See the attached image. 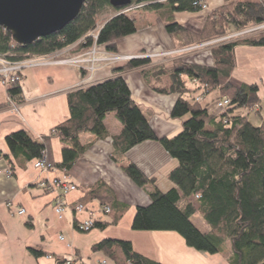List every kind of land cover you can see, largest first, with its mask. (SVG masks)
I'll use <instances>...</instances> for the list:
<instances>
[{
	"label": "trees",
	"instance_id": "16d2710c",
	"mask_svg": "<svg viewBox=\"0 0 264 264\" xmlns=\"http://www.w3.org/2000/svg\"><path fill=\"white\" fill-rule=\"evenodd\" d=\"M194 1H148L143 10H159L168 16L165 29L178 47L193 44L195 40L219 37L264 17V0H224L206 15L201 29L195 32L172 18L173 11H198ZM107 8L116 11L99 25L96 40L114 51L117 38L136 31L135 16L121 12L122 7L112 6L109 0H84L78 14L65 26L26 45L14 42L10 31L0 25V52H11L16 58L24 52H49L78 40L77 47H84L91 40L87 33L96 28L98 15ZM238 44L264 46V33L212 45L211 64L192 62L182 56L174 57L168 64H149V57H139L114 68L122 71L148 64L141 69L148 85L161 93L176 94L170 116L187 117L172 136L157 135L132 97L124 77L116 74L67 92L69 116L50 132L57 134L63 144L60 161L52 163L48 156L46 140L50 134L37 139L25 129H18L6 134L5 142L15 157L25 160L40 157L45 149L50 169L55 166L67 172L87 147L79 140V134L90 132L99 138L106 137L108 131L103 119L107 112L113 111L121 129L111 136L110 158L120 164L134 183L145 186L153 183L154 178L127 160L126 152L133 145L148 139L157 140L177 160L167 173L173 185L166 190L157 187L150 190V201L135 205L131 228L174 230L188 246L207 253L219 252L223 242L228 240L229 264H264V119L254 124L246 113H234L238 108L251 111L250 107L260 100L257 83L236 84L230 79L235 64L234 47ZM189 82H193L192 86ZM6 89L11 101L21 102L17 81L9 82ZM211 89H218L229 98L221 113H211L207 108L210 102L196 100V95L192 94L196 90L206 93ZM98 198L102 208L109 207V211L103 213L111 215L112 223L128 208L112 195ZM194 213H199L208 223L207 232L192 222ZM105 224L97 220L95 226ZM27 225L32 224L27 222ZM92 249L101 251L116 264H162L134 250L127 239L103 238L94 243ZM29 250L35 255L43 254L41 250Z\"/></svg>",
	"mask_w": 264,
	"mask_h": 264
},
{
	"label": "crops",
	"instance_id": "0c3cea01",
	"mask_svg": "<svg viewBox=\"0 0 264 264\" xmlns=\"http://www.w3.org/2000/svg\"><path fill=\"white\" fill-rule=\"evenodd\" d=\"M218 1L211 0L212 6ZM139 14L136 31L117 38L115 51L125 54L143 52L150 55L146 56L150 58L149 64H168L176 56L197 63L213 62L210 50L205 48L182 54L167 53L177 48V42L165 29L168 16L162 15L159 10H144ZM200 16L199 11L172 12L174 21L193 27L198 25ZM234 60L231 81L236 84L255 82L259 92H264L259 66L260 61L264 62V46L238 44L234 47ZM123 63L97 69L93 82L121 74L157 135L176 134L187 117L170 116L176 94L161 93L148 85L141 72L148 64L122 71L114 70ZM21 74L22 100L16 108L12 106L13 101H8L7 89L0 82V169L5 170L10 166L13 170L11 176L0 174V264H64L62 260L65 258L82 261L83 264H116L101 251L92 249L94 243L107 237L127 239L134 250L162 264H229L227 256L231 248L228 240L223 242L219 252L207 253L188 246L174 230L131 228L135 205L147 204L150 190L156 187L166 190L173 185L167 173L177 164V160L157 140L148 139L133 145L126 152L127 160L135 163L148 177L154 178L153 183L145 186L134 183L120 164L110 158L113 148L111 136L121 129V123L113 111L107 112L103 119L108 131L106 137L99 138L90 132L79 134V140L87 147L67 172L55 166L43 171L34 165V159L15 157L5 142L6 134L25 129L37 139L49 135L56 124L69 116L67 92L77 87L79 80V70L64 64L24 68ZM192 83L189 82V86ZM198 93L200 90L192 92L193 95ZM218 95V89H211L204 94L202 102H212ZM234 113H246L250 121L258 124L264 119V102L256 112L238 108ZM46 142L50 161H60L63 144L59 136L50 134ZM63 176L76 184V189L65 194L66 203L70 206L78 202L85 203L95 211L99 222H106L103 227L95 226L80 231L75 227V222L85 218L88 213L74 212L68 207L60 216L54 211L53 193L44 189L39 180ZM105 195H112L117 202L128 205L116 222H110L111 215L101 211L98 196ZM16 206L24 207L25 213L12 212ZM27 222L32 225L28 226ZM208 230L207 223L203 231ZM59 235L63 238H59ZM29 248L41 250L43 254L35 255ZM102 259L106 262L101 263Z\"/></svg>",
	"mask_w": 264,
	"mask_h": 264
},
{
	"label": "built area",
	"instance_id": "2783aa9c",
	"mask_svg": "<svg viewBox=\"0 0 264 264\" xmlns=\"http://www.w3.org/2000/svg\"><path fill=\"white\" fill-rule=\"evenodd\" d=\"M146 1H161V0H146ZM145 1H139L135 5L125 6L120 9L121 12H126L131 7L143 5ZM207 0H195L193 4L198 6L200 9L207 7ZM99 27V26H98ZM97 28L89 31L87 35L91 37L89 44L84 47H77V42L66 44L59 48H56L49 52L44 53H34V52H24L18 57H12L11 52H0V82L3 86L7 87L8 83L11 81H17L21 89V71L24 68H33L38 66L46 65H71L79 70V80L77 87L86 86L94 81L95 71L104 66H116L120 63L126 62L132 58L146 57L150 56L148 54L138 53V54H125L118 51L108 50L104 48L103 45L97 42ZM264 33V17L261 21L255 22L236 30L230 31L221 37H216L210 39L201 44L188 45L180 48H176L167 52L169 54L176 53L182 54L183 52L196 49L201 45H206L209 43L217 41H225L227 39L236 40V38H244L247 36ZM204 92L200 90V93L196 95V100L202 101L204 99ZM8 101H10L8 97ZM264 102V92L260 94V100L254 103L250 110L258 109L261 103ZM229 103V98L226 95H218L212 102L207 106L211 113L218 114L225 110L227 104ZM13 108L17 107V103L12 102ZM53 131V130H52ZM34 165L43 171L50 170V164L47 159V151L44 149L40 157L34 159ZM0 174H5L6 176L13 175V170L9 166L5 170L0 169ZM39 184L44 187L47 191L53 193V207L55 212L60 216L65 208H70L74 212L85 211L87 216L83 219L77 220L75 222V227L80 231H87L95 227V223L98 220L93 209L87 207L83 202L75 203L70 206L65 201V194L71 190L76 189V184L67 180L66 177H53L51 179H41ZM11 204H9L10 206ZM102 212H108L109 207L103 206L101 208ZM18 214H24L25 208L22 206H16L13 211ZM59 238H63L59 235ZM106 260L102 259L101 263H105ZM62 263L64 264H83L82 261H76L71 258H65ZM128 264H132L128 262Z\"/></svg>",
	"mask_w": 264,
	"mask_h": 264
},
{
	"label": "water",
	"instance_id": "95a60500",
	"mask_svg": "<svg viewBox=\"0 0 264 264\" xmlns=\"http://www.w3.org/2000/svg\"><path fill=\"white\" fill-rule=\"evenodd\" d=\"M131 0H109L114 7ZM84 0H0V25L14 42L26 45L61 29L80 11Z\"/></svg>",
	"mask_w": 264,
	"mask_h": 264
},
{
	"label": "rangeland",
	"instance_id": "374dc122",
	"mask_svg": "<svg viewBox=\"0 0 264 264\" xmlns=\"http://www.w3.org/2000/svg\"><path fill=\"white\" fill-rule=\"evenodd\" d=\"M145 2L143 3V5H140V6H135V7H131L129 10H127L126 12L127 13H131V14H133L134 16H135V19H136V22L138 23L139 21H140V12H143L144 10V5L145 4H147V3H149L148 1H146V0H144ZM166 0H161V2H165ZM224 0H219L214 6H212V4H211V0H207V7L206 8H202V9H200L199 8V12H200V14H201V16L199 17L200 19H199V23H198V25L196 26V27H193L192 25H184V24H182V25H184L186 28H188V29H190V30H192V31H199L200 29H201V27H202V25H203V22H204V19H205V17H206V15L208 14V13H210V12H212L213 10H214V8L215 7H217L218 5H220L222 2H223ZM137 3V1L135 2H132V1H130V3L129 4H126V5H122L121 7H125V6H132V5H135ZM116 11V10H115ZM115 11L113 10V9H111V8H107L104 12H102V13H100L99 15H98V17H97V19H98V25L96 26V28L101 24V22H103V20L104 19H107L108 17H110L112 14H114L115 13ZM233 30H236V29H233ZM233 30H230V31H233ZM230 31H228V32H230ZM227 32V33H228ZM227 33H225V34H227ZM224 35V34H223ZM254 35V34H253ZM222 36V35H221ZM221 36H219V37H221ZM252 36V35H251ZM214 38H216V37H214ZM214 38H210V39H214ZM210 39H206V40H203V41H199V42H195V41H197V40H195L194 41V43L193 44H190V45H194V44H201L202 42H206V41H208V40H210ZM241 38H236V40H240ZM233 39H227V40H225V41H232ZM220 41H217V42H213V43H209V44H206V45H201V46H199V47H197V48H205V50H211V46L212 45H215V44H217V43H219ZM177 48H180V47H178L177 46ZM207 48V49H206ZM193 50V49H192ZM211 52V51H210ZM259 64V63H258ZM259 66H260V70H261V72H262V82L264 83V62H262V61H260V64H259ZM210 93V92H209ZM261 94V93H260ZM8 95V94H7ZM251 111H253V110H251ZM173 118H177V117H173ZM54 208V207H53ZM55 211V210H54ZM191 220H192V222L201 230V231H203L204 230V228H205V226L207 227V223L205 222V220L202 218V216L199 214V213H194V214H192L191 215ZM227 242V241H226Z\"/></svg>",
	"mask_w": 264,
	"mask_h": 264
}]
</instances>
